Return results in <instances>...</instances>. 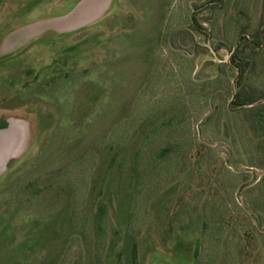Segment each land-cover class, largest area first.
I'll return each instance as SVG.
<instances>
[{"label": "rangeland", "instance_id": "rangeland-1", "mask_svg": "<svg viewBox=\"0 0 264 264\" xmlns=\"http://www.w3.org/2000/svg\"><path fill=\"white\" fill-rule=\"evenodd\" d=\"M188 1L199 23L204 29L212 27L213 34L198 33L190 25L193 38L177 45L178 52L164 43L173 25L166 23L163 43L153 48L150 44L163 26L157 11L170 21ZM203 1L4 3L0 11V130L12 121L17 142L11 154L0 157V264H200L193 257L200 213L214 203V190L219 191L218 201L224 197L232 203L235 198L245 210L248 189L238 192L240 186L255 177L264 179V168L247 165L246 157L254 147L259 157L251 160L264 167V142L258 143L264 139V121L245 111L233 118L243 139L240 156L215 118L204 123L213 111L212 90L221 86L223 93L227 84L228 76L218 64L230 62L237 38L234 41L233 33L225 36L221 29L224 18L234 16L239 4L223 0L219 24L214 27L212 4L205 7ZM246 6L248 15L236 16L256 45V34L264 28V0H249ZM197 44L202 45L198 54ZM217 75L220 82L215 81ZM248 83L254 85L252 94H264V53L258 55ZM225 108L226 103L217 112L222 123ZM167 114L171 116L164 119ZM247 130L253 141L247 138ZM155 138L178 144L167 162L157 163ZM107 142H113L120 153L115 163L120 167L119 182L112 159L104 152ZM189 143L193 146L190 171L195 172L186 179L180 171ZM147 145L153 152L144 161ZM135 152L140 184L127 188L131 182L126 175L133 170ZM204 157L209 162L201 163ZM196 158H200L197 166ZM105 169L110 170L108 179ZM101 188L103 197H97ZM179 193L193 195L178 209L172 203ZM110 195V219L97 222L102 233L96 244L94 212ZM167 207L175 214L173 233L164 230L169 223ZM189 212L190 224L181 227ZM261 230L264 233V224ZM203 257L206 260L208 254ZM255 258L252 255L247 263L260 264ZM218 260L220 264L221 257Z\"/></svg>", "mask_w": 264, "mask_h": 264}, {"label": "trees", "instance_id": "trees-1", "mask_svg": "<svg viewBox=\"0 0 264 264\" xmlns=\"http://www.w3.org/2000/svg\"><path fill=\"white\" fill-rule=\"evenodd\" d=\"M6 1L7 0H0V11ZM248 1L249 0H236V7L238 4L239 6L237 7L238 9L235 12V15L230 16L228 18H224L221 31L224 32L225 36H229L230 33L236 35V37L234 38V41L237 38L234 44V47L236 48L230 57V62H221L218 64L219 71L225 72L228 76L227 84H225L223 93L219 92L221 86H216L212 90V98L209 99L213 103V111L212 113H209V115L204 120V123H206L209 120L215 118V123H217L219 127L223 126L224 136L227 138L229 137L230 143L232 144V147L235 148L234 151L237 152L238 156L241 155L242 150L240 148L242 147L241 143L243 139H242V134L236 129L237 123H234L232 121L233 118L236 117V115L242 114V112L245 111V112H249L248 115H251L252 117L260 118L261 120L264 121V94H260V95L252 94L251 92L254 88V85L252 83H248L250 79V72L255 69L256 59L258 58V55L264 53V28L262 34H260L259 31L256 34V45H255L254 43H251L249 41V37L245 34L246 28L242 24V19L236 16L237 14L243 15L245 17L248 15V11L246 10L247 8L246 5H248ZM187 3H188L187 6L184 7L182 11L170 21H168V16L167 19L165 20V16L163 17L160 14L159 10L157 11L159 16V18L157 19L158 23L163 22V26L160 31L157 30L158 35L155 38L156 40L153 39V42L150 44L153 48L159 47V44L163 43L162 41L163 35L161 33L163 30L166 31V27H164L166 23H173V25L172 26L170 25L171 28L169 29V32L165 38L164 43L167 46H170L171 48L177 50L178 52L180 50L179 48L180 46L177 45H180L181 42L185 43L186 41H188L189 38H193L192 29L190 28H193L198 33L204 35L211 36V34H213V28L211 27L210 30L204 29L203 27L204 25L199 23L194 9L193 8L191 9V7L189 6V1ZM221 3H223V0H205L202 2V6L205 7H208V5L210 6L212 4V7L210 8L212 9V16L216 15L214 23H212L214 27H217L219 24L217 20L221 10L220 7ZM194 5L196 6L197 2H195ZM198 6L199 5H197V7ZM183 10L185 11L184 18L182 15ZM182 18L184 20H182ZM261 19H262L261 23H264V13ZM190 25L191 27L189 28ZM239 39L240 41L238 43ZM244 41H246V43H243ZM201 46L202 45L200 44L195 45V50H194L195 53L198 54V52L202 51V50L201 51L198 50L199 47ZM245 46H247L250 49L251 55L246 54ZM202 49L204 48L202 47ZM215 78H216L215 81L220 82L222 80L221 77H219L218 75ZM233 78H236L235 82H233L232 80ZM190 90H192V88H190ZM190 99L193 100L191 97ZM215 102L217 104H215ZM224 103H226V108L224 109V113L227 114L228 117L226 116L225 121L222 123V115L221 113L217 115V112H218V108H220L222 104L224 105ZM127 113L129 112L126 111L123 112L122 114L126 115ZM170 116L171 115L167 114L166 116H164L165 117L164 119H167V117ZM158 117H162V115H158L156 118ZM229 117H231V119ZM159 121L160 120H158V122ZM139 127L140 126H138L137 129ZM246 136L247 138L253 141V138L249 130H247ZM126 139H130V138L127 137ZM153 140H156L155 154L158 155L157 163L161 164L162 162H167L177 150L178 144L175 141H170V140L159 141L158 138H155ZM261 142H264V139H259L258 143L260 144ZM129 143L130 142L127 141L124 144H129ZM124 144L120 147V149L125 147ZM192 147L193 146L191 145V143H189V145L186 147L188 151L187 153H184L182 158L183 160H185L186 164L183 166L182 170L180 171V175L183 174L186 179L191 178L192 176L191 173L193 172L190 171L191 162L189 161V155L192 150ZM147 148H148V154H147V158L144 155V161L146 159H148L149 161L150 156L153 152V149L150 150L151 147L148 146ZM253 149H254L253 152L251 150L246 152V157L248 158L247 165L251 167L261 166V168H264L262 163L258 161L256 162L254 161L255 158L259 157V155H254V153H256V149L254 147ZM104 152L108 157H110V160L112 159L111 166L116 168L114 174H116L117 172V175H115V177L118 180L117 182H119L120 167L115 164L120 156L119 150L113 142H107L105 144ZM137 152H135L133 154V157L131 158L132 162H134L133 170L131 168L130 173L126 175V177L129 176L131 182L130 187L127 188H131L132 185L136 187L137 185L140 184L138 180L139 170L135 166L136 165L135 158L138 157ZM204 154L209 156L208 153H204ZM248 154L249 156H247ZM251 157H254L253 161L251 160ZM141 160H143V157ZM199 160L200 158L194 159L193 164L197 166ZM206 162L209 161L206 160L205 157L202 158L201 163H206ZM104 172H105V176H107L108 179V174H110V170L105 169ZM185 178L182 177L181 179L182 183L186 180ZM257 180L258 178L256 177L254 179H250L249 181L242 184L239 188L238 192H243L244 190L248 189V193H247L248 196L245 197L247 198V200H245L246 203L244 202L245 204L244 211H242L243 208L236 203L237 201L235 198L234 201H232V203L230 200H227L224 197L222 198L224 200L221 201L220 199V201H218V198H215V196L219 193L217 188L216 190H214L215 192L213 194L210 193V195L212 194L211 200L214 199V203L212 202L211 206L207 205V212L200 213L201 227L199 232L200 234L198 237L199 240H198V244L195 247L194 255H193V257L197 258V261H199L200 264H219V260H218L219 257H221L220 264H252V263H247L249 262V258L252 255L253 257L259 258V259L255 258V262H260V264L263 263L264 233H262L261 229L264 224V179H262V181L261 180L257 181ZM118 184L120 185V183H117L116 187H118ZM106 186L109 187L107 189L108 192L111 193L110 192L111 184H107ZM135 187H133V189ZM119 189L120 188L118 187L117 190ZM182 189H184V191H188L189 189H191V187L182 188ZM103 191L105 190L101 188L99 192L96 194L97 197H101L103 195ZM193 193L177 194L178 198L175 203L174 202L172 203L173 204L172 207L179 209L180 207L184 206L185 199H190ZM187 194L190 195L187 196ZM97 197L95 196L94 198ZM112 197H113L112 195L108 197L106 196L104 199V203L98 204L97 210H95L96 213L94 212L93 225L95 228L94 230H96L95 231L97 237L96 244L100 242L99 238H101V233H102L101 227H97L96 224L97 222H100L102 218H104L105 220L106 217L108 218V212H107L109 206L108 202H110V199ZM169 207H167L166 208L167 210L164 211L169 215L167 218V221L169 223L167 228L164 230L173 233L172 227L174 221L172 219V216H175V214H173L172 211L170 213ZM191 212L195 213V211L192 210ZM191 212L185 215V220L181 224V227H185L186 225L190 224L186 216L191 214ZM216 212L218 213L217 218L215 216ZM98 213L100 216L98 215ZM87 221H89V218ZM212 222L215 223V226L211 225ZM171 238H172L171 236L168 237V239ZM203 246H205L206 250L202 252ZM259 246L261 248H259ZM132 250H133L132 259L135 262L136 245L133 246ZM205 254H208V258L206 260L203 257Z\"/></svg>", "mask_w": 264, "mask_h": 264}, {"label": "flooded vegetation", "instance_id": "flooded-vegetation-1", "mask_svg": "<svg viewBox=\"0 0 264 264\" xmlns=\"http://www.w3.org/2000/svg\"><path fill=\"white\" fill-rule=\"evenodd\" d=\"M9 122V124L5 125L3 129L0 130V157H2L4 153L11 154L12 149L17 142V137L15 136L14 128L12 127V121Z\"/></svg>", "mask_w": 264, "mask_h": 264}, {"label": "water", "instance_id": "water-1", "mask_svg": "<svg viewBox=\"0 0 264 264\" xmlns=\"http://www.w3.org/2000/svg\"><path fill=\"white\" fill-rule=\"evenodd\" d=\"M239 75V74H238Z\"/></svg>", "mask_w": 264, "mask_h": 264}]
</instances>
